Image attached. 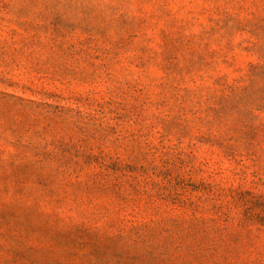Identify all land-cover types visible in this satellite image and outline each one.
<instances>
[{"label":"rangeland","instance_id":"rangeland-1","mask_svg":"<svg viewBox=\"0 0 264 264\" xmlns=\"http://www.w3.org/2000/svg\"><path fill=\"white\" fill-rule=\"evenodd\" d=\"M0 264H264V0H0Z\"/></svg>","mask_w":264,"mask_h":264}]
</instances>
